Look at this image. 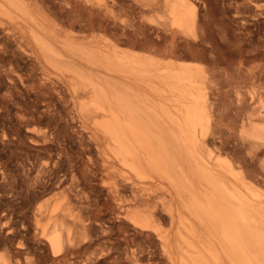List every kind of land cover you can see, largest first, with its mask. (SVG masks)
Here are the masks:
<instances>
[{
	"label": "bare ground",
	"instance_id": "1",
	"mask_svg": "<svg viewBox=\"0 0 264 264\" xmlns=\"http://www.w3.org/2000/svg\"><path fill=\"white\" fill-rule=\"evenodd\" d=\"M233 1L0 0L15 86L87 117L77 145L27 129L55 193L24 264H264V0Z\"/></svg>",
	"mask_w": 264,
	"mask_h": 264
},
{
	"label": "rangeland",
	"instance_id": "2",
	"mask_svg": "<svg viewBox=\"0 0 264 264\" xmlns=\"http://www.w3.org/2000/svg\"><path fill=\"white\" fill-rule=\"evenodd\" d=\"M220 3L221 6H214L217 22L220 23L221 20L225 33L228 32L229 36L233 37L236 28L235 23L232 22L234 12L229 11L230 9L227 10L228 5H225L227 8H224V4L221 1ZM2 43L0 38V45ZM246 48L245 55L250 56L254 49ZM39 67L33 73L39 74L41 70ZM30 68H32L31 60L26 56L22 58L16 54L13 56L10 52L0 51V254H3L5 260L11 264H24L27 259L34 260L31 255V258L29 254L26 257L25 254L19 253V250L28 241L32 242L34 228L32 216L35 206L55 193L53 190L37 199L38 195H43V192L50 187L52 181L47 177L42 183L37 185L33 183L35 174L33 167L40 163L42 150L30 143L28 127L32 126L33 123L45 130L49 141L56 148L58 142L63 141V139H66L63 142L66 143L67 141L69 145L71 143L77 145L80 136L83 137L79 128L87 121V117L80 113L78 106H75V95L65 80L69 103L63 99H57L59 100L57 105L60 111L62 110V114L45 115L41 113L43 105L41 100L38 101L33 91L28 90V86L20 80L17 79L18 85L15 86L10 77L14 75L13 72L31 74L32 69ZM70 105H72L71 111ZM73 108L75 111L72 112ZM69 112L72 113L69 114ZM66 113L68 114L66 115ZM54 159H57L56 154ZM26 217L30 218L26 219ZM164 225L165 223H163V227L166 229L167 223ZM193 240L198 244L201 243L200 240L194 238ZM0 263H4V261Z\"/></svg>",
	"mask_w": 264,
	"mask_h": 264
}]
</instances>
